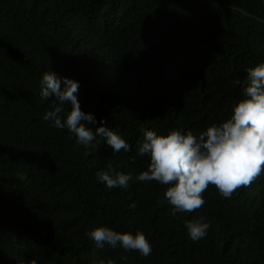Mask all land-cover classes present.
Wrapping results in <instances>:
<instances>
[{"label":"trees","instance_id":"obj_1","mask_svg":"<svg viewBox=\"0 0 264 264\" xmlns=\"http://www.w3.org/2000/svg\"><path fill=\"white\" fill-rule=\"evenodd\" d=\"M264 63V0H0V264H264V170L230 198L213 185L177 212L168 185L140 181L146 131L199 135L231 117L246 69ZM51 70L79 82L81 110L129 144L114 153L76 142L43 119ZM111 166V167H110ZM123 172L108 188L96 173ZM210 224L193 241L186 224ZM105 226L143 232L152 252L95 246Z\"/></svg>","mask_w":264,"mask_h":264},{"label":"clouds","instance_id":"obj_2","mask_svg":"<svg viewBox=\"0 0 264 264\" xmlns=\"http://www.w3.org/2000/svg\"><path fill=\"white\" fill-rule=\"evenodd\" d=\"M244 98L233 109L230 118L219 125L209 126L199 135L192 131L170 130L167 134L146 131L144 140L138 145L140 156L148 154L150 163L146 171L137 177L140 181H157L168 185L164 193L177 212H194L205 204L202 194L209 185L230 198L235 190L249 186L264 170V63L246 69ZM41 99L55 95L60 104L70 102L71 111L62 120L61 107L47 111L43 119L58 128L74 134L76 142L96 149L94 143L101 137L112 147L114 153L129 151V144L101 120L99 127H86L81 121L96 124L92 113L81 110L77 99L79 82L69 77H58L51 70L41 78ZM111 167V166H110ZM97 178L108 188L127 187L131 176L123 172L99 171ZM190 238L195 242L206 236L210 224L198 220L186 224ZM86 235L98 248L108 244L138 251L149 256L151 245L143 232L135 235L116 232L105 226H97Z\"/></svg>","mask_w":264,"mask_h":264}]
</instances>
